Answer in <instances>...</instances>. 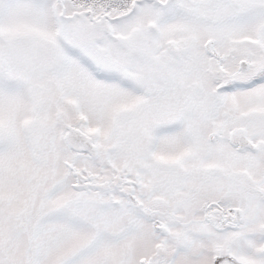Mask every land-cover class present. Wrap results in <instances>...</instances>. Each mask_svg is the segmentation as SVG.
I'll use <instances>...</instances> for the list:
<instances>
[{
	"label": "snow or ice",
	"instance_id": "obj_1",
	"mask_svg": "<svg viewBox=\"0 0 264 264\" xmlns=\"http://www.w3.org/2000/svg\"><path fill=\"white\" fill-rule=\"evenodd\" d=\"M0 264H264V0H0Z\"/></svg>",
	"mask_w": 264,
	"mask_h": 264
}]
</instances>
